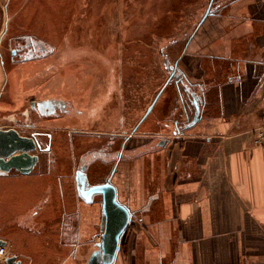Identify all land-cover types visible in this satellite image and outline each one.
Segmentation results:
<instances>
[{
  "label": "crops",
  "instance_id": "crops-1",
  "mask_svg": "<svg viewBox=\"0 0 264 264\" xmlns=\"http://www.w3.org/2000/svg\"><path fill=\"white\" fill-rule=\"evenodd\" d=\"M8 2L0 0V35ZM218 11L209 27L202 30L204 23L190 38L179 60L188 57L190 71L201 72L191 81L181 70L205 94L199 121L166 134L170 113L153 114L161 90L136 125L142 132L133 146L148 144L144 188L158 185L157 193L146 190L148 205L158 198L163 213L142 232L149 259L157 249L159 261L173 254L171 264H264V151L254 144L264 113V0H232ZM1 46L0 40V96L7 76ZM177 103L172 129L188 121L180 95ZM158 135L170 141L154 149L150 143ZM61 164L52 173L42 162L28 174L0 173V238L8 240L7 256L16 254L23 264H79L86 220L89 214L96 220L95 206L59 182ZM49 230L77 239L76 248L49 244Z\"/></svg>",
  "mask_w": 264,
  "mask_h": 264
},
{
  "label": "rangeland",
  "instance_id": "rangeland-1",
  "mask_svg": "<svg viewBox=\"0 0 264 264\" xmlns=\"http://www.w3.org/2000/svg\"><path fill=\"white\" fill-rule=\"evenodd\" d=\"M230 1L9 0L6 27L0 35L7 72L3 85L5 93L0 96V106H3L0 127L13 126L10 118L16 109L30 107L33 98L70 96L80 103L87 90L92 89V93L97 95L103 93L108 85H115L118 130L133 131L132 143L142 132V128L135 130L136 125L162 89L165 91L157 101L153 114L159 116L163 111L170 113L166 120L171 123V128L166 134H172L175 119L172 111L173 105L178 106L179 92L176 79L171 78L174 70L167 68L165 60H169L170 66L177 65L175 71L182 70L187 79L191 75V81L196 75L200 77L201 72L190 71L188 57L186 63L184 60L180 63L181 54L200 26L205 23L202 30L209 27L220 6ZM27 38L44 40L55 50L47 57L41 56L21 64L17 43ZM37 118L38 130L43 133L52 131L53 125L49 124L48 117ZM59 123L64 124L62 121ZM83 128L93 129L95 126ZM18 129L26 135L33 130L27 127ZM59 132L63 143L65 134ZM40 139L47 141L45 134ZM85 140L79 137L74 141V153L82 150ZM144 161L142 157H135L130 163H122L119 168L117 181L121 199L138 214L123 238L117 264H157L159 261L157 249L153 257L148 258L146 239L142 233L149 223L156 222L163 215L158 198L152 199L148 205L147 191L150 188H144ZM73 165L69 167V172L73 170ZM126 174H130V178L123 182ZM154 186L150 194L158 192L157 183ZM70 192L75 195L74 188L70 187ZM89 215L85 241L80 246L79 264H87L88 257L96 248L95 242L101 240L99 220ZM70 238L63 237L59 230H49V244L71 246L73 243L75 245L72 247L76 248L77 239ZM169 256L164 264H171L173 254Z\"/></svg>",
  "mask_w": 264,
  "mask_h": 264
},
{
  "label": "flooded vegetation",
  "instance_id": "flooded-vegetation-1",
  "mask_svg": "<svg viewBox=\"0 0 264 264\" xmlns=\"http://www.w3.org/2000/svg\"><path fill=\"white\" fill-rule=\"evenodd\" d=\"M17 49L21 59L47 57L55 50L53 46L37 38L19 41ZM104 90L103 93L97 95L92 93V89L87 90L84 100L80 103L70 96L50 95L33 98L30 107L16 110L13 117L10 118L17 127L33 129L30 134L35 135L38 141L39 162L45 163L51 173L54 166L62 162L64 172L60 174L61 177H58L59 182L68 183L85 202L96 205V218L99 220L100 234L103 233V195L100 193L87 195V190L96 185L113 184L118 188L119 200L128 205L120 196V184L117 181L119 168L124 162L130 163L135 157H142L144 151L148 149L147 142L136 147L133 146V131L118 130L117 88L115 85H108ZM42 100H47V102L39 105L38 101ZM37 116L48 117L49 124L53 125L52 131L43 133L38 130L39 120ZM59 121L64 124L60 125ZM87 125H94L95 128H83ZM140 128L139 124L135 130ZM177 128L178 125L174 126L173 130H177ZM59 131H62L63 135L65 134L63 143L60 141ZM42 134H45L47 141L40 139ZM79 137H84L86 140L82 150L76 154L75 151L73 152L72 145ZM93 138L96 142L90 141ZM163 141L164 136L158 135L151 141V147L159 148ZM59 142L61 143L59 144ZM72 165L74 168L69 172V167ZM129 178L130 174H126L123 182H127ZM137 214L138 212L133 211V218ZM97 242H95V246ZM121 250L122 248L114 264H117ZM165 262L160 260L157 264H164Z\"/></svg>",
  "mask_w": 264,
  "mask_h": 264
},
{
  "label": "water",
  "instance_id": "water-1",
  "mask_svg": "<svg viewBox=\"0 0 264 264\" xmlns=\"http://www.w3.org/2000/svg\"><path fill=\"white\" fill-rule=\"evenodd\" d=\"M165 62L169 70H174L171 78L176 79L180 99L183 102L188 120L185 123L177 122L178 128L173 132L178 133L183 128L191 127L199 121L202 116L205 94L197 88L198 84L187 81L181 70L175 71L177 65L170 66L168 64L169 60H165ZM159 95L148 108L146 116L153 109ZM45 102L47 100L38 101L39 105ZM169 141L170 139H164L161 145ZM38 148L35 135L23 134L15 126L0 127V173L7 174L13 169L23 174L32 172L40 160V155L37 153ZM93 193L103 195V233L101 234V240L96 243L97 248L93 250L87 263L114 264L120 252L123 237L131 225L133 211L130 206L119 200L118 188L113 184L96 185L87 190V195ZM1 245H8V240L0 238ZM5 261L7 264H23L16 254L8 255Z\"/></svg>",
  "mask_w": 264,
  "mask_h": 264
},
{
  "label": "built area",
  "instance_id": "built-area-1",
  "mask_svg": "<svg viewBox=\"0 0 264 264\" xmlns=\"http://www.w3.org/2000/svg\"><path fill=\"white\" fill-rule=\"evenodd\" d=\"M254 144L264 151V113H263L262 121L260 122L259 126L255 131ZM6 256H7V245H1L0 264H7L5 261Z\"/></svg>",
  "mask_w": 264,
  "mask_h": 264
},
{
  "label": "bare ground",
  "instance_id": "bare-ground-1",
  "mask_svg": "<svg viewBox=\"0 0 264 264\" xmlns=\"http://www.w3.org/2000/svg\"><path fill=\"white\" fill-rule=\"evenodd\" d=\"M70 73H72V72H70ZM74 73H75V72H74ZM74 73H73V74H74ZM71 77H72V76H71ZM32 172H33V171H32ZM32 178L34 179L35 177H32ZM17 179H18V178H17ZM22 179H24V178L22 177ZM25 179H30V178L25 177ZM37 179L39 180V178H37ZM1 180H2V179H1ZM8 180H9V179H8ZM12 180H13V179H12ZM15 180H16V179H15ZM15 180H14V181H15ZM30 180H31V179H30ZM38 180H37V181H38ZM40 180H42V179L40 178ZM40 180H39V181H40ZM6 181H7V180H6ZM14 181H13V182H14ZM22 181H23V180H22ZM24 181H25V180H24ZM26 181H27V180H26ZM37 181H36V182H37ZM42 181H43V180H42ZM20 182H21V181H20ZM40 182H41V181H40ZM7 183L10 184L11 181H10V182H7ZM14 183H17V182L15 181ZM18 183H19V182H18ZM26 183H29V182H26ZM31 183H32V182H31ZM20 184H21V183H20ZM32 184H33V183H32ZM15 185L19 186L18 184H15ZM25 185H26V184H25ZM27 185H28V184H27ZM29 185H30V184H29ZM33 185H34V184H33ZM33 185H31V187H32ZM21 187H22V186H21ZM28 187H29V186H28ZM16 188H17V187H16ZM18 188H19V187H18ZM24 188H25V187H24ZM20 189H21V188H20ZM0 190H1V189H0ZM15 190L18 191V189H15ZM27 190H28V188H27ZM1 191H2V190H1ZM3 192H4V191H3ZM21 192H22V190H21ZM6 193H7V192H6ZM13 193H14V192H13ZM23 193H24V192H23ZM7 194H8V193H7ZM16 194H17V192H16ZM19 194L21 195V193H19ZM8 196H10V195H8ZM6 197H7V195H6Z\"/></svg>",
  "mask_w": 264,
  "mask_h": 264
}]
</instances>
